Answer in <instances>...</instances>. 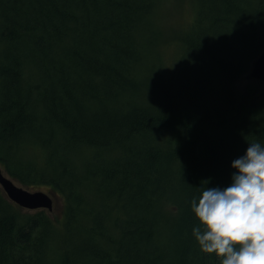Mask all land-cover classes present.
<instances>
[{
  "label": "trees",
  "instance_id": "1",
  "mask_svg": "<svg viewBox=\"0 0 264 264\" xmlns=\"http://www.w3.org/2000/svg\"><path fill=\"white\" fill-rule=\"evenodd\" d=\"M164 1L0 0V166L63 201L60 219L22 213L0 187V264H220L191 201L264 144V89L236 85L264 0H195L175 69Z\"/></svg>",
  "mask_w": 264,
  "mask_h": 264
},
{
  "label": "clouds",
  "instance_id": "2",
  "mask_svg": "<svg viewBox=\"0 0 264 264\" xmlns=\"http://www.w3.org/2000/svg\"><path fill=\"white\" fill-rule=\"evenodd\" d=\"M232 167L230 186L205 188L192 199L199 221L192 233L220 264H264V144L250 142Z\"/></svg>",
  "mask_w": 264,
  "mask_h": 264
},
{
  "label": "rangeland",
  "instance_id": "3",
  "mask_svg": "<svg viewBox=\"0 0 264 264\" xmlns=\"http://www.w3.org/2000/svg\"><path fill=\"white\" fill-rule=\"evenodd\" d=\"M196 10V1L195 0H165L159 11V15L156 16L152 20V24H159L161 27L163 34L165 35V40L162 42L161 46L156 47L157 54H159L164 61L167 62L168 65L172 66L169 69H175L179 66L178 58L179 55L184 57L185 50L180 52L179 49L174 48L176 42H178L177 34H183V29L186 31L189 28V22L192 21ZM174 40V45H170L167 47L168 42ZM168 70V69H166ZM246 76V75H245ZM243 76L236 81V85L241 89H245L249 85H256L260 87V89H264V83L257 80H248ZM20 185L19 183H17ZM46 193H52L50 189H44ZM63 201L60 197L54 196V209L50 212L47 209H42V211H46V213L54 218L60 219V213L62 212ZM22 213L34 214L40 210H27L25 208H21ZM168 210H173L172 205H167Z\"/></svg>",
  "mask_w": 264,
  "mask_h": 264
},
{
  "label": "water",
  "instance_id": "4",
  "mask_svg": "<svg viewBox=\"0 0 264 264\" xmlns=\"http://www.w3.org/2000/svg\"><path fill=\"white\" fill-rule=\"evenodd\" d=\"M260 54L253 60L251 68L244 76L248 80H257L264 83V45L261 44ZM0 187L6 197L16 205L27 210L47 209L50 212L54 209V192L46 193L43 190H30L18 185L15 180L9 177L0 166Z\"/></svg>",
  "mask_w": 264,
  "mask_h": 264
}]
</instances>
